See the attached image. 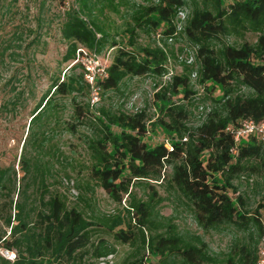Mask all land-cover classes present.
Returning a JSON list of instances; mask_svg holds the SVG:
<instances>
[{"label":"trees","instance_id":"1","mask_svg":"<svg viewBox=\"0 0 264 264\" xmlns=\"http://www.w3.org/2000/svg\"><path fill=\"white\" fill-rule=\"evenodd\" d=\"M142 1L67 5L59 0L66 44L61 63L68 68L52 79L31 112L19 171L14 165L0 167V248L16 253L13 262L0 257V264H98L115 255L117 245L130 249L121 264L258 263L264 196L251 210L236 182L264 185V141L236 144L228 128L244 121L264 123V0ZM106 12L122 17L120 34L112 35V27L101 20ZM160 30L166 39L182 37L195 49L194 63H183V73L155 95L159 116L152 128L168 137V147L144 140L150 121L145 111L128 114L101 105L109 93H120L127 78L167 74V52L138 44L141 34ZM249 34L255 36L252 43L246 40ZM80 50L105 65L106 77L95 81L99 102L94 105L86 71L77 62ZM108 50L114 54L106 63L100 56ZM216 89L220 94L214 97ZM57 98L70 99L69 132L77 126L90 129L84 142L88 179L122 208L117 214L86 213L80 203L88 201L87 195L79 193L78 202L69 205L62 192L51 189L58 148L49 146L47 135L50 120L59 118ZM194 103L210 107L200 124L190 126ZM86 187L94 193L89 182ZM166 200L182 205L204 233L230 230L228 252L212 253L201 236L182 232L173 216H161Z\"/></svg>","mask_w":264,"mask_h":264},{"label":"rangeland","instance_id":"2","mask_svg":"<svg viewBox=\"0 0 264 264\" xmlns=\"http://www.w3.org/2000/svg\"><path fill=\"white\" fill-rule=\"evenodd\" d=\"M143 4L142 0H129ZM63 8L59 0H0V167L14 165L18 172L19 160L23 142L27 135L30 115L41 97L49 89L52 79L67 70L68 64L61 63L66 51V44L60 35L61 16ZM184 13L180 15L183 19ZM101 20L112 27L111 34H120L123 27V19L111 13H105ZM181 26L178 25L177 32ZM248 42H254L255 36L248 35ZM141 46L161 47L169 57L166 65L167 74L161 78L147 76L142 78H127L120 88V93H109L102 106L112 110H121L128 114H136L145 111L149 118L147 124L148 133L144 139L149 145L165 143L168 147V137L160 128H152V123L159 116L155 95L162 90L172 76L183 73V63H194L195 49L182 37L166 39L162 31H156L150 35L141 34L138 39ZM114 51H104L101 58L106 63L110 62ZM195 72L192 73V84L195 85ZM202 95V91L195 87ZM220 93L216 89L214 97ZM60 105L58 120H50L48 137L51 145L58 148L52 158L55 176L51 189L62 192L69 205L77 201L78 194L87 195V204L80 206L90 213V209L96 213L111 216L122 210L113 203L107 194L94 187L88 179L87 164L88 153L85 147V138L90 134V129L77 126L75 133L67 130V124L73 123L70 118L71 108L69 98H57ZM80 101L85 99L80 97ZM210 104L189 106L191 112L188 120L190 126H197L204 119ZM247 141V140H246ZM52 151H54L52 149ZM68 174L69 179L65 177ZM89 182L94 193L87 192L86 183ZM238 192L247 195V206L253 210L264 196V185L253 188L245 180L236 182ZM158 193L166 197L163 187H157ZM138 191V190H137ZM139 192V191H138ZM142 195V192H139ZM17 199L16 197L14 198ZM124 201L122 202V206ZM163 217H174L175 223L182 232L194 233L203 238L214 254H224L230 249L233 242V233L230 230L221 229L204 233L197 227L191 214L176 201L166 200L159 208ZM109 239V238H108ZM112 242V240L110 239ZM15 254V251H10ZM130 252L127 246H116V253L112 257L99 261L98 264H121L125 256ZM157 264V260H153Z\"/></svg>","mask_w":264,"mask_h":264},{"label":"built area","instance_id":"3","mask_svg":"<svg viewBox=\"0 0 264 264\" xmlns=\"http://www.w3.org/2000/svg\"><path fill=\"white\" fill-rule=\"evenodd\" d=\"M66 4L75 3L77 0H65ZM77 62L81 63L82 67L86 71L85 80L91 87L90 102L92 105L99 102L98 90L95 87V81L97 77H106L105 65L102 64L101 59L91 55L89 56L84 51L80 50L77 54ZM228 130L232 133L234 142L241 144L246 142L249 138H258L264 141V123H254L252 121H244L236 128L229 127ZM0 257L13 262L15 260V254L0 248ZM257 264H264V246H262Z\"/></svg>","mask_w":264,"mask_h":264}]
</instances>
